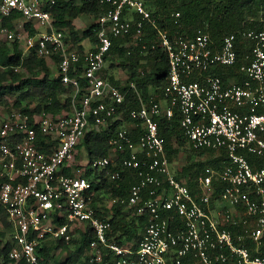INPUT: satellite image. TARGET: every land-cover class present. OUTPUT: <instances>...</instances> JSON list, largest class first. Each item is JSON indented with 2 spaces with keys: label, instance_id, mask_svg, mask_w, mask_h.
<instances>
[{
  "label": "built area",
  "instance_id": "obj_1",
  "mask_svg": "<svg viewBox=\"0 0 264 264\" xmlns=\"http://www.w3.org/2000/svg\"><path fill=\"white\" fill-rule=\"evenodd\" d=\"M99 1L105 9L97 21L96 40L79 52L65 41L42 0H0V19L18 12L37 27L32 34L23 26L0 24V34L19 40L24 52L35 48L41 56H58L61 80L75 91L68 114L13 111L0 123V203L14 242L9 257L43 264L37 251L40 240L50 236L69 242L89 222L96 238L84 256L87 264H264V26L241 33L248 49L240 61L234 32L219 44L203 29L171 39L158 27L149 0ZM260 20L264 22V14ZM146 23L158 29L169 63L159 100L146 101L135 81L122 89L104 74L113 40L143 35ZM238 62L243 78L226 81L210 72ZM79 63L84 87L70 74ZM131 90L139 106L129 116L141 132L134 139L132 127L123 125L110 138L111 153L93 159L90 166L121 167L111 173L112 179L124 168L138 174L123 199L134 214L147 216L137 249L110 240L111 219L98 217L91 203L93 183L82 175L85 169L74 167L77 145L92 125L102 129L115 120L124 122L122 104ZM176 107L189 147L226 157L221 169L205 165L195 193L173 172L166 138L159 132L158 118H172ZM66 167L75 174H66ZM215 181L224 183L218 197ZM117 201L113 198L109 206ZM56 218L65 221L58 224Z\"/></svg>",
  "mask_w": 264,
  "mask_h": 264
},
{
  "label": "trees",
  "instance_id": "obj_2",
  "mask_svg": "<svg viewBox=\"0 0 264 264\" xmlns=\"http://www.w3.org/2000/svg\"><path fill=\"white\" fill-rule=\"evenodd\" d=\"M149 8L152 16L156 18L158 27L166 31L171 39L177 36L193 35L198 29H203L211 36L214 43H221L225 35L236 33L238 35V53L241 58L248 49L247 41L242 37V32L248 29H260L264 22L260 20L264 14V2L262 0H149ZM45 8L54 18L58 29L65 33V41L71 48L83 52L86 46L83 41L96 40L98 19L104 12L105 6L99 0H51L45 2ZM179 11L181 16L176 19L172 12ZM82 14L90 15L93 21L81 30L75 23ZM22 16L14 12L10 17L0 19V24L12 29L25 27L29 33H35L37 27L30 22H22ZM135 38L132 34L123 35L113 40V45L107 56V61L117 56L122 57V63L130 70L129 80L121 84L114 74H106L117 86L126 89L128 83L135 81L138 90L146 101L151 97L159 100L163 98V87L167 81L169 63L166 51L159 44V32L149 23L145 24L144 34L135 38L134 45L126 46V42ZM154 45V47H153ZM59 57H44L38 54L35 48L23 51L21 42L17 39L10 40L0 34V107L7 110V115L13 111H26L30 114L40 113L46 110L55 116L71 112V104L75 95L71 84L63 83L57 66V72L52 73L49 60L58 65ZM147 60V61H146ZM148 62H152L151 68H146ZM233 66L218 65L211 68L210 72L222 76L226 81L233 76L242 77L239 64ZM71 76H77L80 85L85 86L82 63L72 66ZM84 90L76 94L81 99ZM11 97H14L11 99ZM139 106V100L134 91H129L126 100L122 104L124 117L131 122V129L136 139L141 132V126L136 119H131L129 110ZM6 115V116H7ZM181 113L176 107L172 118H158L159 132L166 138V148L169 158L180 152L187 151L190 158L189 164L183 167L177 174L179 179L186 177V182L191 191L195 193L196 175L204 167V162L195 160L198 154L208 153L212 155L209 163L215 168L221 169L226 163L225 156H214L213 150H194L186 147L187 136L180 125ZM124 125V122L115 120L109 128L97 129L93 125L87 130L83 139L78 143L77 149L85 150L88 159L82 173L93 183L92 205L95 207L98 217L111 219L112 228L108 232L110 240L120 245H131L137 249L141 240L142 231L147 222L146 215L134 214L123 201L129 194L132 184L139 180V176L132 168L121 170L119 178L112 179L111 173L120 169L119 166L108 165L103 168L90 166V162L98 157H104L111 153L110 138ZM255 160L254 155H250ZM79 168V166H74ZM66 174H75L72 167L65 168ZM201 172V171H200ZM2 179L0 178V183ZM215 197H218L224 187L221 181H215ZM113 198L118 201L109 206ZM110 199L108 204L105 202ZM58 224H62L65 218H56ZM178 219H176L177 221ZM0 224L10 230L0 228V264H27L25 261L15 262L9 257V252L14 246L12 224L5 207L0 203ZM79 234L72 235L69 242L60 238L47 236L39 241L37 251L43 264H78L88 251L90 242L96 238L95 231L89 222L85 228H78ZM12 232V233H11ZM71 246L74 248L71 250ZM67 255L63 259H57L56 251L60 249ZM81 264H87L85 261Z\"/></svg>",
  "mask_w": 264,
  "mask_h": 264
},
{
  "label": "rangeland",
  "instance_id": "obj_3",
  "mask_svg": "<svg viewBox=\"0 0 264 264\" xmlns=\"http://www.w3.org/2000/svg\"><path fill=\"white\" fill-rule=\"evenodd\" d=\"M43 2H47L48 0H42ZM77 2H80L81 0H76ZM93 21V17L92 16H90V15H86V14H82L81 16H79L77 19H76V21H75V23H76V25L81 29V30H83L84 28H86L87 26H88V24H90L91 22ZM88 45L90 44V43H92L91 41V39H89V38H86L85 40H84ZM136 43V41H135V38H131V39H129L127 42H126V46H128V45H134ZM147 61V60H146ZM123 61H122V57H120V56H117V57H115V58H113V59H109L108 61H107V64H106V67H105V69H104V74L106 75V74H114L115 75V77L118 79V80H120V83L121 84H125V83H127V81L129 80V76H130V70L127 68V67H125L124 66V64L122 63ZM49 65H50V68H51V71H52V73L53 74H55L56 72H57V65H56V63L55 62H53V61H51V60H49ZM153 66V63L152 62H148V64H147V67L146 68H151ZM14 97H11V99H13ZM163 102H165V101H163ZM71 108H72V106H71ZM6 115H7V110L4 108V107H0V123H1V121L6 117ZM123 119H124V125L126 126V127H129V128H131V122H129V121H127L126 120V118L124 117V115H123ZM189 147V145H188V143L185 145V149H187V148ZM189 149V148H188ZM214 152V156H216L217 155V152H215V151H213ZM85 150H83V149H77V156H76V161H75V166H79L81 169H82V171H83V169H85V167H86V165H87V158H86V156H85ZM212 155H210V154H208V153H204V154H198V155H196L195 156V160H201L202 162H204L205 164H204V167H205V165L206 164H209V165H211L210 163H209V158L211 157ZM219 156H221V155H219ZM222 157V156H221ZM223 158H225V160H226V157H223ZM170 161H171V164H172V170H173V172L177 175V174H179L180 172H181V170L183 169V167H186L188 164H189V161H190V158H189V156H188V153H187V151H185L184 149H181L180 150V152H178V153H176L173 157H172V159L170 158ZM225 165V164H224ZM223 165V166H224ZM211 166H213V165H211ZM222 166V167H223ZM204 167H203V169H204ZM213 167H215V166H213ZM203 169H201L200 171L202 172L203 171ZM218 169V168H217ZM198 172L196 175H194L195 177H194V180H195V188L198 190V187H199V184H198V176L201 174V172ZM182 179H184V180H186V177H184V178H182ZM110 201V199H105V202H103V201H101L100 200V202L104 205V203L105 204H108L109 203V201ZM0 228H2V229H7V231H9L10 229L9 228H7V227H4L3 225H1L0 224ZM12 233V232H11ZM71 248V250L74 248L73 246H71L70 247ZM56 253H57V255H56V257H57V259H63L66 255H67V253L65 252V251H63V250H61V248L60 249H57V251H56ZM82 262L81 263H83L84 262V257H82V260H81ZM81 263H78V264H81Z\"/></svg>",
  "mask_w": 264,
  "mask_h": 264
},
{
  "label": "crops",
  "instance_id": "obj_4",
  "mask_svg": "<svg viewBox=\"0 0 264 264\" xmlns=\"http://www.w3.org/2000/svg\"><path fill=\"white\" fill-rule=\"evenodd\" d=\"M25 20H23L22 22H24ZM27 22V21H25ZM31 23V22H30ZM33 24V23H32ZM83 44L86 46V49L89 48L91 46V43L88 45L85 41H83Z\"/></svg>",
  "mask_w": 264,
  "mask_h": 264
}]
</instances>
